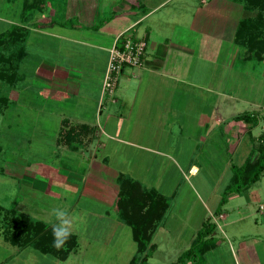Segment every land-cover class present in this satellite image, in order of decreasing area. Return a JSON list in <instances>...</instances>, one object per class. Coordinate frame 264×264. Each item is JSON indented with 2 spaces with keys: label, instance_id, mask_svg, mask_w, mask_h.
I'll list each match as a JSON object with an SVG mask.
<instances>
[{
  "label": "rangeland",
  "instance_id": "obj_1",
  "mask_svg": "<svg viewBox=\"0 0 264 264\" xmlns=\"http://www.w3.org/2000/svg\"><path fill=\"white\" fill-rule=\"evenodd\" d=\"M222 2L227 4L225 9L233 13L232 17L238 21V25L241 19L253 18L257 15V11L247 10L245 0H222ZM21 10L19 2L9 3L0 0V33L11 30L12 26L6 23V19L17 24L28 22V18L26 16L23 18L20 14ZM192 11L185 10L182 14L180 13L181 15L178 13L172 17L175 19L173 21L178 23L170 27L171 30L174 28L173 33L176 35L174 38L181 37L182 41L192 39L195 49L199 47L197 43L199 38L202 39L205 35H211L213 42L218 41L220 34L213 33L214 30L218 26L223 31L227 26L225 35L221 39L222 46L216 49L220 51L218 54L220 57L217 59V62H220L216 63L220 66L214 64L210 53L207 59L201 61L195 55L182 57V54L172 52L173 56L178 55L177 62L169 61L165 69L158 70L160 74L154 77L155 80L151 81V85L175 83L172 79L162 77L163 74H168L174 79L190 80L199 86L195 90L192 89L190 97L192 102L198 103L200 100L208 99L209 93L213 91L217 94L221 93L223 100L236 103L238 107L236 112L229 113L228 115L231 116H227L228 118L221 125L212 132H206L207 134L204 131L205 123L193 120L183 121L184 108L176 113L174 123L169 122L170 126L173 125L172 129L169 127L167 130L165 123L158 121L159 118L154 119L156 116L146 117L145 115L144 123H141L135 119L136 115H133L131 121L125 123H129L132 129L129 133L118 130L117 120L112 119L99 123L102 125L104 123L105 130L109 132L99 134L108 147L117 145L124 149L122 151L124 159L128 162L127 166L135 168L134 175L140 179V182H137L140 189L145 186L159 185L157 191L170 199L169 216H172L173 221L177 220L183 226L193 215L197 223L200 218L201 221L205 218V221L209 219L216 225L218 247L208 251L201 260H193L189 264H245L253 256L252 249L254 262L264 264V175L242 193L231 194L227 203L221 207V213L215 215L227 187H233L238 182L232 181L233 173H235L232 165L242 167L248 159L252 160V152L264 135V45L261 46L259 42H264V33L253 37L255 29L249 28L248 33L238 39L237 25L233 43L230 44L229 39L232 37L235 26L234 23H227L223 17L224 10H218L217 15L214 14L207 20L205 27L190 29L193 22V18L190 19ZM24 13H28V10ZM110 21L107 22L109 24L106 30L109 35L115 34L126 26L123 19L116 18ZM196 22L199 23L198 20ZM100 24L97 25L96 22L94 27L97 28ZM160 30L165 33L170 29L167 25L165 29L160 28ZM22 36H24L23 33ZM31 40V43L36 41V44L31 45L30 58L26 59L28 73H30L27 80L24 79L23 58L18 54L21 45L7 41L0 48L1 53L11 59L9 62L0 63V73L7 76L5 79H0V264H129L137 252V243L132 233L130 237L127 236V239L116 234L117 240L113 245L114 231L112 232L110 227L115 228L114 223L95 218L90 219L88 227L85 228L87 223L78 218L79 215L75 217L76 212L81 213L85 207L91 212L95 206L84 200H81L82 203L78 206L75 205L73 201L75 197L80 198L81 193L79 192L76 196V192H73L75 190H72L75 189L73 185H67L68 180H63L64 192L68 191L67 194L63 192L65 195L60 192L61 187L56 186L55 176L52 183L50 182V189L46 185L42 188L34 185V182L42 184V181H45L43 180L45 174L50 176L60 170L58 160L62 156L57 146L66 148L72 146L76 149L73 150L76 151L73 155L66 151L67 157H64V160L71 159L70 157L75 158L76 155L81 156L84 153L83 150L87 151V149L93 153L91 157L97 159L98 163L108 162V160L102 157V141L97 140L98 133H62V128L59 133H55L59 115L65 112L69 114V104L77 99L76 96L69 95L70 92H67L65 83L59 81V68L73 71L76 67L73 63L81 58L78 49H72L67 42L59 41L53 36L36 32H31ZM231 46H234V57L230 56ZM211 51L214 52L213 49ZM183 59L184 62L181 63ZM43 61L48 62L52 67H56L54 64L57 65L58 62L60 67H57L58 75L49 73H47L49 75H42L47 82L43 83L41 90L39 65ZM216 66L218 81H209ZM79 69L80 67L77 68ZM77 70H74L75 74L78 78L82 77L76 73ZM83 71L86 73V67H83ZM95 76L99 77L97 74ZM87 78L88 75L84 74L82 82L84 85ZM30 80L34 86L32 91L29 88ZM210 82H212L211 85ZM178 85L180 89L183 88L181 83H175V87ZM151 90L156 91L152 88ZM179 91L175 92V98L181 95ZM107 96L102 97L107 99ZM110 98L114 100L115 93ZM29 100L32 103L30 105ZM209 104L205 102L198 108L210 112ZM88 105L85 108L90 110V101ZM224 110L229 112L228 107H224ZM246 113L258 115V123L247 124L242 118L236 119L237 116L241 117ZM195 118L198 119L197 116ZM181 120L184 124H188L187 127L184 125L183 130L180 129ZM141 124H147L146 133L141 130ZM45 126L47 129L44 128ZM108 134L122 139H131L150 151L127 147L121 142L109 139ZM78 143H81V146ZM62 147L59 148L61 151ZM88 153L83 154L84 157L88 156ZM82 161V166L86 168L89 160L84 158ZM68 163L70 162H67L65 168L69 166ZM193 166L198 167L195 174L191 173ZM81 170L77 171L75 176L79 174L81 176L83 174ZM63 177L66 178L65 175ZM243 180L239 181L242 183ZM45 182L47 184V181ZM57 185L60 184L57 183ZM78 188L83 189V186ZM131 188L126 187L121 198L118 195L115 213L120 210L119 204L122 198L124 212H134L137 215L140 213L138 211L143 203L141 193ZM48 190L50 193L47 192ZM174 193L177 195L175 198L167 195ZM57 207L66 209L74 217L73 235L77 237V244H71L69 240L64 249L57 251L52 248L53 254L44 253L39 248L52 247L53 237L48 221L52 219V209ZM205 209L207 212L204 217ZM111 214L108 213L107 217L114 216L113 213ZM221 214L225 217L221 218ZM195 222L192 221L190 226L193 227ZM126 228L129 232L132 231L129 226ZM179 237L173 234L166 236L159 234L158 241L162 250H156L152 254L149 264L176 262L183 252L178 255L180 251L175 249L180 247L174 244L172 246L167 239H173L179 244L177 241ZM12 239L16 243H12ZM185 243L189 246L186 241Z\"/></svg>",
  "mask_w": 264,
  "mask_h": 264
},
{
  "label": "crops",
  "instance_id": "obj_2",
  "mask_svg": "<svg viewBox=\"0 0 264 264\" xmlns=\"http://www.w3.org/2000/svg\"><path fill=\"white\" fill-rule=\"evenodd\" d=\"M5 1L9 3L19 2L20 8H22L20 14L23 18L25 16L28 18V22H18L19 24L6 19V23H10L12 27L21 26L24 29V79L27 80L30 75V73H28L29 69L26 61V59L30 58L31 55L30 47L32 44H36V41L31 43V32L53 36L59 41L67 42L68 45H70L69 47L74 50L77 48L79 51V57L81 58H78L76 63H73V65H76L73 71L80 67L76 73H79V75H82V77L79 76L78 78V75L75 74V71L73 72L72 70L60 67L58 62L57 65L54 64L56 67H52L46 61L41 62L39 65V88L41 90L44 86L43 83L47 82L46 79L42 78V75H58L57 67H60L59 81L65 83L68 90L67 92H70L69 95L77 97L74 102L69 104V114L65 112L59 115L60 117L57 120L59 125L56 124L57 128L55 133H59L61 130L60 128L63 129L62 133H98L97 140L101 142L102 140L99 133L109 132L105 130L104 123L102 125L99 124L100 122H107L112 119L117 120L116 125L118 126V130H121V132L125 130L124 133H129L132 131V129L130 125H128L129 123H125L131 121V117L133 115H136L135 119H138L141 123H144L145 115L146 117L149 115H152L153 117L156 116L154 119L159 118L157 120L165 123L166 129L168 130L169 127L171 129L173 128V125L170 126L169 122L174 123V116L183 108L184 109L182 111L185 116L183 121L193 120L199 121L200 123H205L206 126L204 131L205 133H208L212 132L215 128L221 125L224 120L228 118L227 116H231L228 114H233V112H236V109L238 108L236 103H233L229 100H223L221 98V93L217 94L213 91L209 93L210 97L208 99L200 100L198 103L192 102L190 98L192 89L195 90V88H199V86H197L193 81L174 79V77H171L168 74H163L162 77L165 76L169 79H172L175 83H181L183 88L180 89V85L175 87V83H153V85H151V81L155 80L154 77L160 74L158 70L165 69V67L169 65V61L177 62L176 59L178 55L173 56L172 52H176L179 55L182 54V57H185V55H195L198 59H201V61L207 59L208 53H210V58H213L212 60L214 64L220 62H217V59L220 57V55H218L220 51H216V49H220V46H222L223 40L221 39H223L225 35L224 32H226V29L228 28L227 26L224 27L223 31H221L218 26L214 30L213 33L220 34V39H218V41L215 40V42H213V37L211 35H205L202 39L199 38L197 42L199 43V47H195L197 51L193 48L194 42H192V39L182 41L181 37L178 39L174 38L176 36L173 33L174 28L171 30L170 27H172L174 24L178 25V23L174 22L175 19H172V17L178 13L182 14V12L185 10H193L190 12L192 13L190 19L193 18L190 29H195L200 26L205 27L207 20L213 17L214 14L217 15L216 12L218 10H224L225 13L223 12L224 16H222L226 19L228 24L231 22L234 23L235 26L233 34L231 35L232 37L229 39L230 44H232L238 21L232 17L233 13H231L230 10L225 9L227 4L223 3L222 0H42L40 3H36L35 0ZM32 2L39 4L40 8L38 10H33L34 12L32 10H28V13H24L26 11V4H30ZM30 11H32V13H30ZM116 18L123 19L126 23V26L115 34L109 35V33L106 31L108 27L107 25L109 24L107 22ZM95 20L97 25L102 23L97 28L94 27L96 23ZM196 20H198L199 23L196 22ZM203 21L205 23H203ZM144 23L146 24L143 25ZM167 25L170 30L162 33L160 28L165 29ZM141 26L142 28H140ZM126 31H130V33L136 38H142L146 40L147 53L145 56L144 66L125 68L121 74L122 79L120 76L121 81L119 79L118 87L115 91V99L112 100V98L109 96H107L106 99V97H102V84L104 73L109 61V50L114 45L118 36ZM4 32H1L0 34ZM181 36L185 35L181 34ZM211 46H213L211 49H213L214 52L211 51ZM230 48L232 49V52H230V56L232 57L234 55V46H231ZM182 62H184V59L181 61V63ZM216 65L220 66L219 64ZM82 66L86 67V73H84ZM189 69L190 68H188V70ZM216 71L217 66L215 67L214 72H212L209 81H218ZM84 74L88 75L85 85L82 83ZM95 74L99 75V77L96 78ZM59 81L53 82L58 83ZM211 84L212 82H210V85ZM30 86V90H34L32 89L34 88V86H32V80H30ZM151 88L156 89V91H152ZM176 91H179L181 94V97H176L177 99L175 98ZM28 94L31 95L30 92H28ZM185 97L188 98L185 99ZM30 101L31 100L28 101L29 105L32 104ZM89 101L91 102V108L90 110H87L85 106L88 105ZM205 102L210 103V112L198 108L199 106L204 105ZM224 107H228L229 112L224 110ZM192 116H194V118H192ZM196 116L198 119L195 118ZM183 121L180 129H184V125L186 127L188 125L184 124ZM141 125V130L143 133H146L147 124ZM44 128L47 129V126ZM108 138L117 142H121L130 148H138L150 151V149H145L142 147V145L135 143L131 139L118 138L112 134H108ZM79 145L81 146V143ZM57 147L62 156L58 160L60 163V170L58 173H52L50 176L45 174L43 180L47 181V184L45 181H42V184H40V182H34V185H37L41 188L43 185H46V187L50 189V182L52 183L53 177L55 176L54 182L56 183V186L61 187L60 192L63 193L65 191V187H63V180H68L67 182L69 183H67V185H73L75 189L72 190H75L73 192H76V196H78L79 192L81 193L80 198L75 197L73 201L75 205L78 206L80 203H82L81 200H84L85 202L91 203L95 206L91 212L90 210H86V207L81 210V213L78 211L80 214L76 212L75 217L79 215L78 218L87 223L85 228L88 227V221H90V219H104L110 223H114L113 226L115 228L110 227L112 232L114 231V236L112 238L113 245L117 240L116 234H120L121 237L124 236L126 239L127 236L130 237V233H132L131 227L129 226L131 231L129 232V230L126 228L128 225L120 220V217H117L118 211L115 213L117 207L116 199H118V195L121 192L120 182L122 178L131 179L135 182H140V179H137L134 175L135 168L127 166L128 162L124 159L122 153L124 149L117 145L114 147H108L107 143L102 141V157H104V160L107 158L108 162L102 161V163H98L97 159L91 157L93 153H90L91 151L89 152L88 149L87 151L83 150V154H87L89 152L88 154L90 156L88 155L84 157L82 154L81 156L76 155L75 158L70 157L71 159L67 160L66 158L64 160V157H67L66 151L73 155V153L76 152L73 150L76 149L72 146H67V148L62 146ZM60 147H62V151L59 149ZM84 158L89 160V163H86V168L82 166V159L84 160ZM67 162H70L68 163L70 168L69 166L65 168L67 166ZM79 169H82L81 171L83 174H81V176L80 174L75 176V173L80 171ZM197 171V166H193L191 168L192 174L197 173ZM64 175L66 178L63 177ZM57 183L60 185H57ZM79 186H83V189H79ZM158 186H145L143 189L156 188L157 190ZM69 188L71 189V187ZM47 192L50 193L49 190ZM67 192L68 191L64 193L67 194ZM167 195L168 197L172 196L173 198L177 196L176 193L173 195ZM170 208L171 207L168 208L165 216L157 227L152 238V243L157 246V250H162V247L159 245L160 241H158L159 234H164L165 236L171 234L174 236H180L177 239L179 244L173 241V239H167L171 245L174 244L176 247H180V249H175L176 251H180L178 252V255H180L185 251V249L187 250L190 248L198 234V231L202 227V223L206 219L203 218L201 221L200 218L197 223V221L195 222V218L192 215L188 218V223L181 226L177 220L173 221L172 216H169ZM206 212L207 210L205 209L204 217ZM108 213H110V215L113 213L114 216H110L109 218L107 217ZM224 217L225 215L221 214V218ZM192 221L195 222L193 227L190 226ZM189 234L191 235L186 237V235ZM217 234L218 232L215 229L213 235L216 237ZM120 239H118V241H120ZM185 241L189 244V246L185 243ZM252 254L253 256L251 259L246 261L245 264H259L253 260V249ZM249 256H247V258H249Z\"/></svg>",
  "mask_w": 264,
  "mask_h": 264
},
{
  "label": "trees",
  "instance_id": "obj_3",
  "mask_svg": "<svg viewBox=\"0 0 264 264\" xmlns=\"http://www.w3.org/2000/svg\"><path fill=\"white\" fill-rule=\"evenodd\" d=\"M36 3H40L42 0H35ZM247 3V10L249 11H257V15L255 17H249L245 19H241L238 25L237 30V38L241 39L243 35L248 33L249 28H254V36L257 37L264 33V0H245ZM26 10H38L39 4H35L32 2L30 4H26ZM19 31L21 33H19ZM24 32L23 27L15 26L12 27L11 30L0 34V48L7 41L12 42L17 45H21L18 54L23 58L24 56V46H23V36ZM257 35V36H255ZM261 46L264 45L263 41H259ZM262 48V47H261ZM18 56V57H19ZM11 59L6 57L0 51V63L9 62ZM3 73H0V79H5ZM12 78V77H8ZM244 120L247 124L256 125L258 123L259 116L253 113H246L241 117H236V119ZM252 160L248 159L242 167H237L232 165L233 168V176L232 181L237 182L235 186H228L225 192L223 193V197L220 201V207L216 210L215 215H219L221 213V207L227 203L228 197L234 193H242L244 190L248 189L251 185L257 182L264 175V135L260 138V143L256 148H254L252 152ZM240 179H244L242 183L239 181ZM126 187H132V189L136 190L142 197V204L140 207V212L138 215L134 212L126 213L122 209V201L119 204V217L125 224L131 227L133 239L137 243V252L131 259L129 264H149V258L152 254L157 250V246L152 243L153 235L165 216L168 207H169V198L164 197L160 194L156 189H140L137 182L129 179H123L121 182V192L119 194L120 198L123 196V193L126 191ZM216 225L211 223L208 219L205 221L198 231V234L193 241L190 248L184 251L176 262L172 264H189V262L201 260L206 252L217 247L218 242L216 241V237L213 235L215 231ZM50 239V238H49ZM72 243L77 244V237L72 235L69 239ZM12 243H16L14 239L11 240ZM47 249L46 247H40L44 253H52L54 249ZM196 263V262H195Z\"/></svg>",
  "mask_w": 264,
  "mask_h": 264
},
{
  "label": "built area",
  "instance_id": "obj_4",
  "mask_svg": "<svg viewBox=\"0 0 264 264\" xmlns=\"http://www.w3.org/2000/svg\"><path fill=\"white\" fill-rule=\"evenodd\" d=\"M146 53L147 42L145 39L134 37L130 31L119 35L109 50V61L102 84V96L112 97L114 95L125 68L144 66Z\"/></svg>",
  "mask_w": 264,
  "mask_h": 264
},
{
  "label": "clouds",
  "instance_id": "obj_5",
  "mask_svg": "<svg viewBox=\"0 0 264 264\" xmlns=\"http://www.w3.org/2000/svg\"><path fill=\"white\" fill-rule=\"evenodd\" d=\"M51 217L48 223L51 225L52 247L59 251L66 247L73 235L74 217L61 207L53 208Z\"/></svg>",
  "mask_w": 264,
  "mask_h": 264
}]
</instances>
